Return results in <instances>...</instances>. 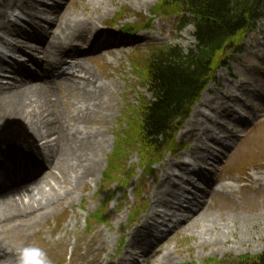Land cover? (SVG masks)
<instances>
[{"label":"rangeland","instance_id":"obj_1","mask_svg":"<svg viewBox=\"0 0 264 264\" xmlns=\"http://www.w3.org/2000/svg\"><path fill=\"white\" fill-rule=\"evenodd\" d=\"M39 1L43 2V0ZM44 2L47 4V0ZM49 2L58 10L60 6H65L66 12L79 14H82L85 5L89 6V0H50ZM158 2L159 0H145L144 5L140 6L130 0H114L106 5L105 9L108 11L104 14L103 22L99 24L100 29L131 39L139 34H150L154 37L140 43V47H133L128 42L120 50L102 51L100 55L96 54V49L88 51L87 46L82 41L79 42V49L84 52L80 61L100 75L101 82L110 86L113 92V96L109 97L113 114L105 121L98 118L95 123L105 137L103 150L100 152L101 165L95 175L81 186L71 184L66 176L59 177L55 171H49L52 179L60 180L59 184L63 192H67L68 189L70 191L66 194V199L62 197L50 208L45 218L35 222L34 227L23 226L17 231L11 229L7 231L4 235L5 240L19 251L28 245H38L45 249L54 264H98L99 259L116 261L129 252V249H126L128 233L141 222L153 205L152 193L158 191L162 170L168 168L171 172L172 169H169L171 163L183 156L192 168L200 172L212 173L216 185L213 184V189L203 186L206 192L204 202L199 203L189 215H177L172 223L186 220L205 206L208 212L216 213V218H223L230 223V227L234 226L237 230L226 234L227 241L223 245L214 246L212 243L200 242L196 228L191 226L192 224L188 227L182 225L172 229L150 248L144 247L145 255L137 256L140 250L132 249L134 252H139L129 257V260L135 258L136 261L130 263L126 261L125 264H158L160 256L167 249L174 253L173 260L167 264H207L210 260L234 262L235 258L241 255L264 252V182L257 179L264 172V101L256 107L254 103L248 104L251 99L249 95H245L243 90L242 93L237 91L241 99L237 104L233 102L231 105L239 115L234 116L237 118L236 121L229 123H225L228 119H224L223 123L233 130V135L226 137L215 130L214 124L220 119L206 107L205 100L222 96L221 94L231 86L234 90V86L241 84V81L246 85V91L250 87L260 88L264 85V22H261L258 29L243 41L241 50L237 51L234 44L227 47L229 55L226 65L218 69L213 81L200 96L187 119L181 121L182 124L176 135L180 147L162 154L161 159L155 161L154 166L150 168L151 172L143 168L139 151L131 150L125 170L133 172V176L127 188L122 190V181L106 180L112 153L118 145L120 133L127 129L125 125L129 117H135L139 103L151 98L150 92L144 88L142 72L137 70L135 65L138 64L144 69L145 64L150 60L152 54L150 49L153 46L161 48L177 46L186 53L196 44L193 25L182 27V19L171 12L153 14ZM87 8L91 11L89 7ZM18 12L12 13L11 10L10 16L12 13L14 19L19 15ZM56 12L48 15V18H54ZM23 18L26 21L20 23L22 28L24 31L30 30L28 28L30 20L25 16ZM184 22H191V18L185 19ZM127 29L134 30L133 34H128ZM0 35L9 41L12 40V37L4 31H0ZM113 35L108 34V37L114 40ZM137 55L143 60H137ZM96 56L98 58L93 60ZM65 59L67 63L74 65L69 57ZM29 68L34 71L33 75H42L37 68L31 65ZM1 74L3 75V72ZM4 75L3 83L12 82V77H6L10 73ZM16 77L18 81L25 79L19 74ZM61 96L67 107L75 99L67 92H63ZM198 110L202 112L201 115L197 114ZM204 113L209 115L207 123L213 134L218 135V142L226 147L221 148L209 140L188 137L190 136L188 131L198 129L196 118L200 121L205 119ZM238 119L244 121H237ZM198 142L212 146L211 150L219 157L218 160L210 162L213 165L212 169L209 168L210 163L205 164L190 157ZM23 148L28 151L25 144ZM222 189L225 192L221 191ZM141 190L142 195L139 196ZM109 199L110 201H107ZM142 205L146 207L141 213V208L144 207ZM232 208H237L239 214H234ZM98 209L105 211V218H109L108 225L95 223L90 226L86 223V217ZM135 210L137 214H141L131 220V211L134 213ZM158 210L157 215L165 208L159 207ZM233 215L240 216L233 221ZM242 223L247 224L248 228H244ZM246 233L251 237L238 240ZM11 264H18V260Z\"/></svg>","mask_w":264,"mask_h":264},{"label":"bare ground","instance_id":"obj_2","mask_svg":"<svg viewBox=\"0 0 264 264\" xmlns=\"http://www.w3.org/2000/svg\"><path fill=\"white\" fill-rule=\"evenodd\" d=\"M113 1L89 0V6L83 7L82 15L78 12H66L65 6L58 5L60 10L50 5L42 6L39 0H0V31L12 37L9 41L0 35V45L15 55L24 53L21 57H26L27 63L42 73L33 75L32 69L13 60L18 66L9 77L15 80L3 83L4 73L9 74L10 67L5 63L0 50V157L4 158H0V170L4 173L13 172L14 177L21 175L18 180L14 178L9 184L0 186V261L15 262L20 252L5 240L7 231H17L23 226L34 227L35 222L45 218L50 208L62 197L66 199L70 189L63 192L60 180L52 179L49 171H55L59 177L66 176L71 184L81 186L100 168V152L103 150L105 137L95 123L98 118L105 121L113 114L109 98L113 96V92L110 86L101 82L100 75L80 61L84 52L80 51L79 42L82 41L88 51L99 49L95 52L102 55V51L120 50L128 42L133 47H140V43L154 38L150 34H139L131 39L110 32L115 36L114 40H101L105 32L100 29L99 24L108 11L105 9L107 3L109 5ZM130 1L137 2L140 6L145 2ZM11 10L12 13L19 11L20 15L30 20V30L24 31L17 22L18 19H23L19 15L13 19L12 13L10 16ZM54 11H57L56 16L48 18ZM127 32L133 34L134 30L127 29ZM4 54L7 55L8 51L5 50ZM65 57L77 63L69 66ZM96 58L98 57L93 60ZM62 67H68L65 69L68 74H56ZM16 73L25 79L18 81ZM245 87L241 81V84L234 86V90L231 86L232 89H226L222 96L205 99L206 107L220 119L214 124L215 130L226 137H231L233 130L223 123L224 119H228L225 123H229L237 119L234 118L235 115H239L231 105L233 102L237 104L241 99L237 91L242 93L243 90L245 95H249L251 99L248 104L254 103L256 107L264 101V85L260 88L250 87L247 91ZM63 92L75 97L68 107L62 99ZM197 114L201 115L202 112L198 110ZM204 117L201 121L196 118L198 129L188 131V137L209 140L223 148L224 145L218 142V135L213 134L207 123L209 115L204 113ZM24 144L28 151L23 148ZM211 147L198 142L190 157L205 164L216 161L219 157ZM211 166L213 165L210 163V169ZM169 169L172 171L169 172L168 168L162 170L160 190L158 188V191L152 193L153 205L141 222L128 233L126 249L129 252L116 261L99 259L98 264L135 262V258L129 260V257L139 251L134 252L132 249L140 250L137 256L145 255L143 248L151 247L161 225L172 222L177 215L191 214L199 203H203L206 193L203 186L213 189L215 181L212 173H201L191 168V164L183 156L174 160ZM192 176L196 181L186 178ZM159 207L165 210L157 215ZM204 207L179 222L178 227L192 224L200 242L223 245L227 241L226 234L237 229L230 227V223L223 218H216V213H210ZM231 210L234 214H239L237 208ZM233 216V221H236L240 215ZM242 226L248 228L245 223ZM246 237L251 236L246 233L238 240L242 241ZM173 254L167 249L160 256L158 264L170 263Z\"/></svg>","mask_w":264,"mask_h":264},{"label":"trees","instance_id":"obj_3","mask_svg":"<svg viewBox=\"0 0 264 264\" xmlns=\"http://www.w3.org/2000/svg\"><path fill=\"white\" fill-rule=\"evenodd\" d=\"M155 8L156 13L171 12L182 19V27L193 25L196 44L186 53L177 46L153 47L144 69L135 66L151 98L139 103L135 117H129L127 129L120 133L108 182L124 173L131 150H139L142 163L150 168L166 151L179 147L176 135L181 121L187 119L218 69L226 65L227 47L234 43L241 50L243 41L264 22V0H159ZM189 17L191 22L183 23ZM129 175L122 189L133 173ZM90 217L102 222L105 211L98 209ZM220 264H264V252Z\"/></svg>","mask_w":264,"mask_h":264},{"label":"clouds","instance_id":"obj_4","mask_svg":"<svg viewBox=\"0 0 264 264\" xmlns=\"http://www.w3.org/2000/svg\"><path fill=\"white\" fill-rule=\"evenodd\" d=\"M18 264H54L44 248L28 245L18 253Z\"/></svg>","mask_w":264,"mask_h":264}]
</instances>
